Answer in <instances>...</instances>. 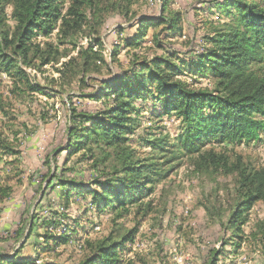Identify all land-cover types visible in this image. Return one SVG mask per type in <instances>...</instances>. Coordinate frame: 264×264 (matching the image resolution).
Wrapping results in <instances>:
<instances>
[{"label":"rangeland","instance_id":"obj_1","mask_svg":"<svg viewBox=\"0 0 264 264\" xmlns=\"http://www.w3.org/2000/svg\"><path fill=\"white\" fill-rule=\"evenodd\" d=\"M114 1L106 0L102 6L104 25L100 32L87 39L78 37L76 41L79 49L100 38L106 65L98 62V69L86 76L78 72L74 75L72 71L61 78L58 70L69 59L65 55L77 56L78 50L61 43L56 30L47 37L39 36L36 41L53 44L61 56L60 64L40 70L25 68L30 83L40 91L30 90L24 82L15 84L0 73V186L12 188L9 199H0V253L14 258L19 251L16 262L28 258L39 264H81L92 255L89 246L95 241L113 236V241L120 242L138 228L134 242L119 250L125 264L129 261L210 264L219 250L222 254L217 264H264V234L260 230L264 203H256L248 212L241 245H225L231 234L225 235L222 223H227L230 215L235 180L222 171L197 172L193 165L195 157L184 155L180 149L176 148L180 158L164 167L170 170L168 178L153 186L152 195L142 198L145 205L151 203L152 210L147 213L145 207L139 208V202L129 205V212L111 208L98 212L89 204L86 190L82 196L70 190L68 201L63 196L59 179L74 180L93 189L94 180L108 167L99 162L95 168L94 159L82 157L83 150L68 158L63 149L69 143L71 110L95 112L102 108L103 100L95 101L87 96L99 93L100 81L129 70L135 63V53L142 58L164 57L185 65V74L180 78L193 88L211 89L215 82L187 68L205 52L204 38L211 33L212 23L224 19L214 8L217 0H170L165 15L169 11L180 12V30L174 33L165 25L150 27L147 36L134 47H126L124 41L138 35L142 19L162 15L161 1L133 0L129 13L110 12ZM69 3L70 0H65L64 11ZM11 12L12 7L8 6L5 15L9 28L14 26ZM136 105L144 113L139 117L140 129L131 136L135 149L143 155L149 154L148 147H139L134 141L150 134L169 137L171 143H176L181 125L173 114L163 113L161 104L150 96ZM5 147L12 148L17 155L6 153ZM214 147L232 156L239 154L252 166H264V137L255 143ZM54 175L57 178L52 180ZM120 213L122 218L118 216ZM21 225L24 231L32 227L31 238L24 248H21L23 240L19 243L15 235ZM63 234L70 238L69 242L55 243V238Z\"/></svg>","mask_w":264,"mask_h":264},{"label":"trees","instance_id":"obj_2","mask_svg":"<svg viewBox=\"0 0 264 264\" xmlns=\"http://www.w3.org/2000/svg\"><path fill=\"white\" fill-rule=\"evenodd\" d=\"M105 1L70 0L64 11L65 0H0V73L13 79L15 84L24 82L30 90L40 91L30 83L25 68L40 70L60 64L61 56L53 44H42L36 39L57 30L61 43L70 44L76 50L78 37L87 39L102 29ZM160 1L162 15L142 19L138 35L124 41L126 47L137 46L150 27L165 25L174 33L180 30V12L169 11L165 15L170 0ZM114 2L110 12L126 10L129 13L133 4V0ZM8 6L12 7V28L7 25L5 15ZM214 8L224 19L212 23L211 33L204 38L205 52L187 68L196 75L213 78L211 89H196L183 81L180 76L185 74V65L164 57L142 58L135 53V63L129 70L100 81L99 93L87 96V99L103 100L102 108L95 112L71 110L69 143L63 149L68 158L83 150L82 157L94 159L95 168L99 167V162L108 167L94 180L93 189L74 180L59 179L66 201L71 197L70 190L78 191L81 196L86 190L89 204L98 212L108 208L129 212V205L139 202V208L145 207L147 213L152 210L151 203L145 205L141 200L153 194L154 185L168 178L170 170L164 167L180 158L177 148L184 155L195 157L193 165L197 172L222 171L225 176L234 178L235 197L228 221L222 223V227L225 235L231 234L225 245H241L248 212L256 203H264V166H252L241 155L218 152L214 146L250 144L264 137V0H217ZM101 47V39L95 38L89 46L79 47L77 56L66 54L65 58L69 59L58 70L61 78L72 71L74 75L78 72L86 76L98 69V62L106 65ZM82 82L85 83V79ZM148 96L161 104L163 113L176 117L181 133L176 143H171L169 137L151 134L138 137L134 142L150 149L149 154L143 155L131 143V136L140 129L139 117L144 113L136 102ZM5 149L11 156L17 155L12 148ZM11 195V187L0 186L1 200L6 201ZM122 214L118 216L122 218ZM24 229L21 225L15 232L16 240L19 243L23 240L21 248L32 235V227L28 231ZM260 230L264 234V221ZM137 232L135 228L120 242L113 241V236L95 241L89 246L92 255L81 264H125L119 250L133 243ZM69 240L63 234L55 238V243L66 244ZM221 254L222 251H216L210 264H217ZM18 256L19 251L14 258L0 253V264H39L28 258L16 262Z\"/></svg>","mask_w":264,"mask_h":264}]
</instances>
